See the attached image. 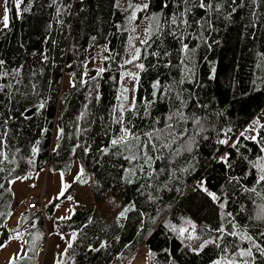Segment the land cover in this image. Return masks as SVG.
Segmentation results:
<instances>
[{
	"label": "trees",
	"instance_id": "trees-1",
	"mask_svg": "<svg viewBox=\"0 0 264 264\" xmlns=\"http://www.w3.org/2000/svg\"><path fill=\"white\" fill-rule=\"evenodd\" d=\"M203 2L213 7L201 8V0H20L17 8L9 0L8 26L0 27V73H8L0 75V245L19 234L26 264L38 263L46 220L62 197L46 195L43 211H23L12 228L3 221L10 181L45 167L63 175L77 168L96 202L114 192L124 201L120 212L131 209L105 221L97 207L77 205L70 219H53L56 232L77 233L59 258L64 264H128L139 252L146 264H206L249 247L238 236L215 232L221 227L264 244V182L256 183L253 167L264 158V0ZM145 3L147 9H136ZM141 15L147 16V42L129 55ZM137 64L144 68L135 85L121 87L122 71ZM133 101L134 110L117 123L120 107ZM125 126L139 139L129 136L113 147ZM248 126L256 128L255 141L241 136ZM149 133L156 149L140 147ZM226 152L231 169L215 159ZM131 156L136 159H125ZM76 176L64 196L79 182ZM202 179L219 201L197 187ZM217 237L219 247L191 250ZM257 264L264 259L257 257Z\"/></svg>",
	"mask_w": 264,
	"mask_h": 264
},
{
	"label": "rangeland",
	"instance_id": "rangeland-1",
	"mask_svg": "<svg viewBox=\"0 0 264 264\" xmlns=\"http://www.w3.org/2000/svg\"><path fill=\"white\" fill-rule=\"evenodd\" d=\"M20 4V0H19ZM4 10H5V4L4 0H0V27L4 25L3 23V16H4ZM147 24V16L141 15L138 19V21L134 25V37L133 41L130 43V51L129 55H132L135 53V49L138 47V45L141 43V41L145 38V27ZM138 71H139V64L135 66L128 67L121 73V81L120 85L122 86H134L138 77ZM131 74H136V78L133 77ZM70 83V77L69 75H66L64 78V84ZM39 174V175H38ZM77 174V168H73L71 172L68 175H63V184H70L74 177ZM38 175V176H37ZM41 175V176H40ZM39 178L38 181H40V184L38 185V190L34 193L35 196L39 195L40 189L43 188L41 193H44L47 195L48 199H52L53 197L57 196V194L61 191L62 187V177L60 171H53L48 168H43L41 171H31L23 176L15 177L13 179H18L19 181H26L30 178ZM24 177H28L27 179H24ZM44 182L45 185H43ZM86 183V184H84ZM86 177H82L79 182L73 187H71V190L73 189L74 192H69L67 195L63 196L61 200L58 201L57 205L59 207H55V210L53 211L52 216H50L47 219V242L46 245L43 247L41 257L37 264H57V261H59V257L63 253L65 246L67 245L70 233H58L53 228V219L60 218V217H66L68 216L72 209L76 207L77 205L81 206H97V210L99 211L100 215L103 217L105 221H108L111 219L114 215L119 214L120 210L124 206V201L121 197L117 196L111 192L107 193L106 196L101 199L100 201H95L93 198V195L90 192V189L88 188L89 185ZM19 186H23V183H18ZM36 185V184H35ZM78 191L76 192V190ZM72 197L71 200L67 199V197ZM32 197V196H31ZM4 203V195L0 196V210L2 209ZM128 207V206H127ZM13 209V208H12ZM126 209V208H125ZM124 211V210H123ZM17 219L16 210L12 211V215H10L9 220L6 222L7 227H11L15 224ZM64 237V239H62ZM2 245L3 247H0V264H9L10 260L14 256H19L15 259L14 264H26L25 260V244L23 238H15L12 237L8 241L4 242ZM140 254V252H139ZM135 254L131 261L128 264H144V260L140 257V255L145 259L146 256L144 254ZM22 257V258H21ZM220 260L221 264H225V260L215 258L206 264H213V261Z\"/></svg>",
	"mask_w": 264,
	"mask_h": 264
},
{
	"label": "snow or ice",
	"instance_id": "snow-or-ice-1",
	"mask_svg": "<svg viewBox=\"0 0 264 264\" xmlns=\"http://www.w3.org/2000/svg\"><path fill=\"white\" fill-rule=\"evenodd\" d=\"M9 0H4V4H5V10H4V16H3V23H4V26L7 27L8 26V20H9V9L7 7V4H8ZM13 3L15 4V6L18 8L19 7V0H13ZM232 3L233 4H236V0H232ZM253 3H255V0H253ZM148 4L145 3L143 5H138L136 6V9L137 10H145L148 8ZM165 7L167 6V4L165 3L164 5ZM201 8H208V9H211L213 7V5L211 3L209 4H205L203 2V0H201V3L199 5ZM129 7H132L131 4H129ZM220 6H216V9L219 10ZM237 10L236 7H233L232 8V12H235ZM136 18V12L135 10L133 11V14H132V17L131 19H135ZM175 18L173 19L172 23L175 24ZM93 39H95V37H93ZM147 41H141V43H146ZM138 51V50H137ZM182 51L184 52H187L188 51V46L186 44L183 45L182 47ZM46 59V57H45ZM137 59V56L136 55H133L132 57V60H135ZM132 60H129V61H126V63H131ZM4 63V61L0 60V66H2ZM139 68L141 70H143L144 68V65L143 64H140L139 65ZM16 72H18L19 70H14ZM99 73H102L104 71L103 68L99 69L98 70ZM215 71V69H213V72ZM0 75H4V76H7L8 73H0ZM129 75H133L134 78H136V74H131L129 73ZM158 84L159 82H157V84H154L153 87L154 89L158 88ZM4 86H0V90L3 89ZM127 91V89L125 90ZM153 95H155V92L153 93ZM119 99V98H118ZM125 99H127V97H125ZM40 108H43L44 107V104L41 103L39 105ZM134 107H135V101H133V104L130 105L128 108H125L123 106L120 107V116L117 118L116 122L119 123V124H122L124 123L123 121V113L125 111H129V110H134ZM115 111V109H114ZM84 114H82L83 116ZM5 123H7V121H5ZM258 119L253 121V124L254 125H258ZM260 127H264V125H260ZM227 131H231V129H228ZM256 131V128L255 127H252L250 126L249 128L245 129L244 132H241V136H244L245 139H251L253 141L256 140V136L255 135H251V136H245V132H255ZM121 133L122 135L119 136L118 138L116 139H112L111 140V145L113 147L117 146V145H120L122 144L127 137L129 136H136V134L134 132H132L128 127H122L121 128ZM63 134V129L60 128L58 130V135H57V139L59 140L61 138ZM148 135V141L147 143H144L142 144L140 147L142 148H147L149 145H151V147L153 149H156L157 145L152 143V139H153V134L149 133L147 134ZM136 139H139L138 136H136ZM156 139H159V134L156 135ZM220 144L222 145H227L229 144V140L228 139H221L218 141ZM78 147H82L81 145H78ZM168 147V144L166 143H161L160 144V148H166ZM231 147L235 148L236 147V143L233 142L231 144ZM262 151H264V148L261 149ZM32 151L35 153L37 151V148L33 147ZM85 151H88L87 148H85ZM102 152L107 154L109 152V148L105 147L102 149ZM6 159V157H5ZM125 159H129V160H134L136 159V156H131V157H126ZM215 159H217V161L219 163H221L222 165L226 166V168L228 169H231L232 168V162L230 160V154L229 153H224L223 155L221 156H218L216 157ZM261 163H258V164H254L253 167H256L258 169V172H259V175L257 177V180H256V183H260V182H264V158H261ZM81 173L83 172V169L81 168ZM125 171H128V170H125ZM61 177H62V187H61V191L57 194L56 197H54V199H60L61 197L64 196L65 194V191L68 187H70L69 185L67 184H63V173H61ZM28 177H24V179H27ZM19 179V178H18ZM77 181L80 180V175L78 174L75 178ZM230 180H238L237 177H231ZM10 182H15V181H10ZM128 182H131V181H128ZM206 182L202 179L200 181L197 182V187H199L200 189H202L209 197H211V199L213 201H219L221 198L220 196H218L215 192H211L208 190V188L205 186ZM4 185L3 184H0V188H3ZM254 191V189H252ZM67 199L71 200L72 197H67ZM49 203H51V201H49ZM35 205H32V207H34ZM56 207H59V205H56ZM220 207L221 208H224L225 207V204L224 203H220ZM131 210L130 208H126L124 211L120 212L119 214V217H124L126 212ZM0 215H3V213H0ZM228 215H231V213H229ZM59 219H70V217H60ZM193 228H195V225H193ZM187 230L186 229H181L180 232L181 234H183L184 232H186ZM216 232L220 233L221 235H230V236H238L240 240L242 241H247L248 244H249V247L247 248H237V250L232 254L231 257H225L224 260H225V264H257V257L261 258V259H264V244H261L259 243L255 237H253L252 235H248V234H240L236 231H226L223 227L219 228V229H216L215 230ZM260 237L261 238H264V232H260L259 233ZM77 237V233L75 231L72 232L71 234V240L67 243V246L66 248L64 249V253H62L61 255H66L67 252H68V249L72 248V242L71 241H74ZM17 239H19V234H17V236L15 237ZM62 239H64V237H62ZM187 239L191 240V239H199V237H193L191 235H189L187 237ZM220 239V237H217V239H210V240H204L203 243H201L199 245L198 248H191V245H186L187 247L191 248V250L193 252H199L201 251L204 247H206L208 244H213V245H216L217 247H219V244L217 243V240ZM4 245H0V247H3ZM106 246V243H101L100 245V248H104ZM91 247V246H90ZM100 248H94L92 249L93 251H99ZM150 255H152L150 253ZM19 256V254H17V256H14L12 258V260H10L9 264H14L15 262V259ZM22 258V257H21ZM57 264H63V261L62 260H59L57 261ZM213 264H221V261L220 260H217V261H213Z\"/></svg>",
	"mask_w": 264,
	"mask_h": 264
},
{
	"label": "crops",
	"instance_id": "crops-1",
	"mask_svg": "<svg viewBox=\"0 0 264 264\" xmlns=\"http://www.w3.org/2000/svg\"><path fill=\"white\" fill-rule=\"evenodd\" d=\"M37 176H36V178H30V179H27L26 181H19L18 179H12L11 180V181H15V182L14 183L10 182V192H11L12 200H11L10 205H9L8 215L5 218V220L3 221V224L6 227H7L6 222L9 220L10 215H12V211L16 210V214H17L16 222L14 225H12V226H15L18 223V220L20 218L21 213L26 210L24 207L26 198L31 197V196H35L34 193L38 190V185L40 184V181H41L40 180L37 182V180H39V178H37ZM18 183H23V186H19ZM41 183H43V185H45L43 181ZM84 184H86V183H84ZM88 188H89V186H88ZM71 191H72V193L74 192L73 189ZM77 191H78V189L76 190V192ZM92 206H94V205H92ZM94 207H97V206H94ZM46 223H47V220H46ZM11 227H8V228H11ZM20 238L24 239V237H20ZM70 238H71V233H70ZM70 238H69V241H70ZM64 263L65 262H63V264ZM144 264H146V262H144Z\"/></svg>",
	"mask_w": 264,
	"mask_h": 264
},
{
	"label": "bare ground",
	"instance_id": "bare-ground-1",
	"mask_svg": "<svg viewBox=\"0 0 264 264\" xmlns=\"http://www.w3.org/2000/svg\"><path fill=\"white\" fill-rule=\"evenodd\" d=\"M257 1V0H256ZM221 2V1H220ZM205 3V2H204ZM199 4V3H198ZM257 4V3H256ZM189 5H194V4H189ZM197 6V5H196ZM220 6V5H219ZM257 9V8H256ZM257 11V10H256ZM258 12V11H257ZM205 13H207L206 12V10H205ZM254 18V17H253ZM263 22V21H262ZM260 26V25H259ZM262 27H264L263 25H262ZM69 107V106H68ZM79 109V108H78ZM67 111V110H66ZM68 115V114H67ZM191 121V120H190ZM180 182V181H179ZM181 183V182H180ZM187 186V185H186ZM43 189V188H42ZM180 191V190H179ZM32 198L34 199V201H35V206H36V208H40V209H42V207H43V205H44V203L45 202H47L48 201V199H47V197H46V194H44V193H40L39 195H37V196H32ZM245 200V199H244ZM232 201V200H231ZM153 202V201H152ZM234 203V202H233ZM238 204V203H237ZM159 205V204H158ZM229 206H230V204H229ZM150 207V206H149ZM154 207V206H153ZM158 208V207H157ZM154 209V208H153ZM260 209V208H259ZM150 210V209H149ZM148 210V211H149ZM157 211V210H156ZM262 212V211H261ZM142 214H143V212H142ZM147 214V213H146ZM244 214V213H243ZM149 216V215H148ZM140 217V216H139ZM138 217V218H139ZM175 218H176V216H175ZM228 218V217H227ZM144 219H146V218H144ZM177 219V218H176ZM145 221V220H144ZM220 221V220H219ZM241 222V221H240ZM243 223V222H242ZM139 224V223H138ZM220 224V223H219ZM214 225V224H213ZM216 225V224H215ZM135 226V225H134ZM143 232V231H142ZM216 232V231H215ZM252 235V234H251ZM256 236V235H255ZM216 238V237H215Z\"/></svg>",
	"mask_w": 264,
	"mask_h": 264
},
{
	"label": "built area",
	"instance_id": "built-area-1",
	"mask_svg": "<svg viewBox=\"0 0 264 264\" xmlns=\"http://www.w3.org/2000/svg\"><path fill=\"white\" fill-rule=\"evenodd\" d=\"M245 131V130H244ZM246 136L251 135V132H245ZM27 208L32 209V208H36V206L32 207V205H35V201L32 197H30L27 202H26Z\"/></svg>",
	"mask_w": 264,
	"mask_h": 264
}]
</instances>
